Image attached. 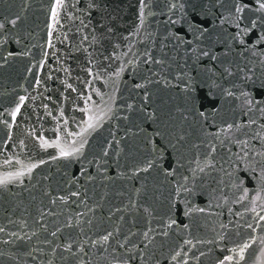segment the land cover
Masks as SVG:
<instances>
[{
	"label": "water",
	"instance_id": "obj_1",
	"mask_svg": "<svg viewBox=\"0 0 264 264\" xmlns=\"http://www.w3.org/2000/svg\"><path fill=\"white\" fill-rule=\"evenodd\" d=\"M261 2L0 0V264H264Z\"/></svg>",
	"mask_w": 264,
	"mask_h": 264
},
{
	"label": "snow or ice",
	"instance_id": "obj_2",
	"mask_svg": "<svg viewBox=\"0 0 264 264\" xmlns=\"http://www.w3.org/2000/svg\"><path fill=\"white\" fill-rule=\"evenodd\" d=\"M259 9H260V10H264V2H261V3L259 4ZM236 11H237V12H241V11H243V8H237ZM13 23H15V21H13ZM2 27H3V25H0V28H2ZM204 54L207 55V53H204ZM22 99H23V98H22ZM18 110H19V109H17V111H18ZM75 151H78V149H76ZM61 155L64 156V157H68V156L72 155V153L61 150ZM105 155H107V153H105ZM4 182H5V181H0V183H4ZM262 219H264V217H262ZM145 235L147 236V233H145ZM104 239L107 240L108 237L106 236ZM245 247H247V245H246ZM241 251H243V249H241Z\"/></svg>",
	"mask_w": 264,
	"mask_h": 264
}]
</instances>
